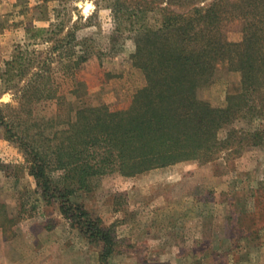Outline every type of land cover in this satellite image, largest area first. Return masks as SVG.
Segmentation results:
<instances>
[{"label":"rangeland","instance_id":"374dc122","mask_svg":"<svg viewBox=\"0 0 264 264\" xmlns=\"http://www.w3.org/2000/svg\"><path fill=\"white\" fill-rule=\"evenodd\" d=\"M118 1L0 0V109L4 115L25 128L22 90L25 79L30 81L39 71L64 101L63 108H129L147 80L133 59L140 23L119 9L125 2L137 9L141 0H121L117 5ZM212 1L202 0L200 5ZM169 6L179 12L188 8ZM147 19L156 24L153 13ZM38 30L44 32L34 37ZM223 30L229 41H242L240 20L226 21ZM16 55L22 57V64H16L10 74L25 70V58L34 64L27 67L26 78L6 82L7 62ZM81 57L88 61L77 67ZM240 80V73L220 64L212 82L200 88L199 97L225 107ZM77 89L78 97L72 94ZM34 109L36 118H50L60 109L59 101L43 100ZM234 126L264 130V119ZM225 135L223 131L221 137ZM19 146L0 129V186L14 196L0 200L15 221L7 231L11 236L25 230L29 224L25 220L39 213L34 198L25 194L26 160ZM6 174L11 178L5 179ZM94 184V190L80 194L79 200L106 226L115 225L117 250L126 253L130 264H264V144L247 147L240 154L227 151L211 163L181 162L135 177L114 173ZM14 189L19 190L17 198ZM165 246L171 251H161Z\"/></svg>","mask_w":264,"mask_h":264},{"label":"trees","instance_id":"16d2710c","mask_svg":"<svg viewBox=\"0 0 264 264\" xmlns=\"http://www.w3.org/2000/svg\"><path fill=\"white\" fill-rule=\"evenodd\" d=\"M201 2L141 0L137 9L121 4L119 11L131 13L140 23L133 59L147 80L129 108H63L64 101L39 71L30 81L25 79L22 90L25 128L0 109V129L25 152L37 194L47 206L58 208L89 244L101 247L99 264H112L119 242L115 225L106 226L79 200L80 194L94 190L98 178L114 173L135 177L188 161L211 163L227 151L240 154L264 144V130L234 126L264 119V0ZM169 5L188 8L179 12ZM150 13L156 24L148 21ZM231 19L242 23L241 42L229 41L224 33L223 25ZM36 32L34 37L44 31ZM21 61L16 55L7 62L6 82L26 78L31 59L25 58L21 73L10 74ZM87 61L81 57L76 66ZM223 63L240 73L241 80L226 106L215 107L199 97V90L212 82ZM72 94L78 97V89ZM54 99L59 101L57 114L36 118L34 106ZM13 224L7 204L0 200V228L7 240L15 237L7 232Z\"/></svg>","mask_w":264,"mask_h":264},{"label":"crops","instance_id":"0c3cea01","mask_svg":"<svg viewBox=\"0 0 264 264\" xmlns=\"http://www.w3.org/2000/svg\"><path fill=\"white\" fill-rule=\"evenodd\" d=\"M144 177V176H141ZM11 178L7 174L5 179ZM14 189L15 198L19 190ZM13 191L0 186V198L8 200ZM29 194L37 204L38 214L28 218L25 230H16L13 239L7 240L0 228V264H99L101 247L89 244L80 231L73 228L58 208L49 207L37 194V185L25 166V194ZM14 197V196H13ZM119 217V216H118ZM116 216V218H118ZM32 220V221H30ZM152 237L150 232L146 234ZM155 249H159V246ZM154 249V250H155ZM161 251H171L165 246ZM152 252V250H151ZM134 255V254H132ZM151 255V254H150ZM124 251L117 252L113 264H130ZM129 257V256H128ZM151 259L153 256H149Z\"/></svg>","mask_w":264,"mask_h":264}]
</instances>
